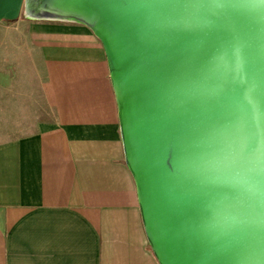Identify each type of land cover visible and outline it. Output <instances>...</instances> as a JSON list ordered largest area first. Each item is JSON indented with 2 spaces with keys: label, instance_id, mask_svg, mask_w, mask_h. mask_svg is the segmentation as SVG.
<instances>
[{
  "label": "water",
  "instance_id": "water-1",
  "mask_svg": "<svg viewBox=\"0 0 264 264\" xmlns=\"http://www.w3.org/2000/svg\"><path fill=\"white\" fill-rule=\"evenodd\" d=\"M36 2L79 20L0 0V22H77L102 42L159 263L264 264V0Z\"/></svg>",
  "mask_w": 264,
  "mask_h": 264
},
{
  "label": "crops",
  "instance_id": "crops-1",
  "mask_svg": "<svg viewBox=\"0 0 264 264\" xmlns=\"http://www.w3.org/2000/svg\"><path fill=\"white\" fill-rule=\"evenodd\" d=\"M28 26L41 55L44 104L14 92L13 110L28 114L30 104L53 119L0 143V264H160L102 42L77 22Z\"/></svg>",
  "mask_w": 264,
  "mask_h": 264
},
{
  "label": "rangeland",
  "instance_id": "rangeland-1",
  "mask_svg": "<svg viewBox=\"0 0 264 264\" xmlns=\"http://www.w3.org/2000/svg\"><path fill=\"white\" fill-rule=\"evenodd\" d=\"M21 19V22H0V87L6 90H0V143L27 134L29 131L24 126L36 129V124L44 118L53 119L52 115H42L30 104H27L28 114L17 116L13 110L14 92H22L44 104L40 88L43 77L39 64L41 55L30 40L28 30V22L34 20L24 16Z\"/></svg>",
  "mask_w": 264,
  "mask_h": 264
},
{
  "label": "bare ground",
  "instance_id": "bare-ground-1",
  "mask_svg": "<svg viewBox=\"0 0 264 264\" xmlns=\"http://www.w3.org/2000/svg\"><path fill=\"white\" fill-rule=\"evenodd\" d=\"M35 2H36V0H28V6H27V12H26L28 17H45V16H48V17L58 18L61 20H65L66 18H70L72 20H79L77 17H75L71 14L67 15L64 12H58V11H53V10L36 8Z\"/></svg>",
  "mask_w": 264,
  "mask_h": 264
}]
</instances>
